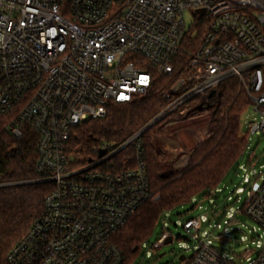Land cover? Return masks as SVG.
<instances>
[{
  "label": "built area",
  "instance_id": "built-area-1",
  "mask_svg": "<svg viewBox=\"0 0 264 264\" xmlns=\"http://www.w3.org/2000/svg\"><path fill=\"white\" fill-rule=\"evenodd\" d=\"M187 10L196 20L188 29ZM159 77L164 105L157 115L118 148L101 144L94 149H106L104 156L78 165L72 129L104 118L113 103L146 95ZM232 78L257 115L249 131H264V0H0V121L17 138L36 133L37 180L51 184L43 212L10 249L8 263L125 264L113 235L145 202L159 199L142 136L186 120L201 108L193 100L215 101L219 85ZM130 145L136 166L116 170L111 158ZM253 177L255 170L245 172L243 181ZM254 184L240 209L224 212L237 232H252L238 239L251 240L244 261L213 243L230 235L228 226L213 239V230L201 235L210 221L201 215L182 223L199 244L181 264H264V180ZM168 238L165 228L153 246Z\"/></svg>",
  "mask_w": 264,
  "mask_h": 264
},
{
  "label": "trees",
  "instance_id": "trees-1",
  "mask_svg": "<svg viewBox=\"0 0 264 264\" xmlns=\"http://www.w3.org/2000/svg\"><path fill=\"white\" fill-rule=\"evenodd\" d=\"M162 81L157 78L146 95L131 103H113L104 118L89 119L73 128L69 143L77 164L95 160L98 154L94 148L101 144L110 143L118 148L149 123L164 105ZM249 103L236 79L219 85L217 103L210 115L211 134L193 146L182 171L157 145L152 129L144 133L143 159L151 189L160 198L145 202L113 235L112 241L122 250L125 263L130 264L137 257L140 246L149 240L164 212L189 203L195 196L211 195L239 164L248 144L240 116ZM198 104L205 103L199 98L191 103ZM36 142L34 131L27 129L17 138L6 131L4 120L0 121V264H9L10 249L43 212L45 197L51 190L50 183L37 180L40 176L36 172ZM110 161L118 171L134 168L135 150L130 145Z\"/></svg>",
  "mask_w": 264,
  "mask_h": 264
},
{
  "label": "rangeland",
  "instance_id": "rangeland-1",
  "mask_svg": "<svg viewBox=\"0 0 264 264\" xmlns=\"http://www.w3.org/2000/svg\"><path fill=\"white\" fill-rule=\"evenodd\" d=\"M185 20L187 29L196 21L190 10L185 12ZM241 91L245 93L243 88ZM216 103L217 99L205 103L186 120L166 122V131L162 134L152 133L157 145L165 150L170 161H174L177 170L182 171L188 164L193 146L210 136L213 122L209 115ZM256 116L254 106L250 102L240 116L241 130L247 136L248 144L239 164L227 174L211 195L195 196L189 203L164 212L149 240L140 246L139 254L130 264H181L180 257L191 256L199 244L182 223L187 218L201 215L210 219L203 224L201 235L203 236L204 230H213V235L210 236L213 239L214 236L218 237L222 230L228 226L231 229L230 235L226 238L215 239L213 243L221 246L222 251L234 261H244L240 256H243L252 247L251 240L247 238L246 242L240 243L238 239L243 235L251 236L252 232L244 227H242V232H237L238 228L235 222H227L228 217L224 215V212L231 207L235 210L240 209L250 194L252 184L255 183L254 186L257 188L264 180V131L258 130L254 133L249 131V126L255 121ZM169 127H171L170 130H168ZM253 170L258 173V177H253L252 182L246 184L243 181V175L245 172L252 175ZM237 190L242 191L240 198L237 197ZM155 193L160 198L159 193ZM240 220L250 223V219L244 215L240 216ZM215 225H218L219 229H216ZM165 228L169 229L173 240L155 248L153 245L162 236ZM252 237L255 235L253 234Z\"/></svg>",
  "mask_w": 264,
  "mask_h": 264
},
{
  "label": "water",
  "instance_id": "water-1",
  "mask_svg": "<svg viewBox=\"0 0 264 264\" xmlns=\"http://www.w3.org/2000/svg\"><path fill=\"white\" fill-rule=\"evenodd\" d=\"M213 94H215V90H213V91L211 92L210 97H212ZM106 152H107L106 149H100V150H99V153H98V156H99V157H102V156H104V155L106 154ZM169 242H171V238H168V239L166 240V243H169ZM161 256H162V255H161ZM180 258L182 259L183 256H181Z\"/></svg>",
  "mask_w": 264,
  "mask_h": 264
}]
</instances>
